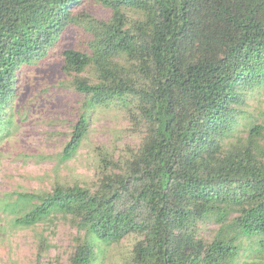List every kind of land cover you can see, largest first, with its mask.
<instances>
[{"label": "trees", "instance_id": "16d2710c", "mask_svg": "<svg viewBox=\"0 0 264 264\" xmlns=\"http://www.w3.org/2000/svg\"><path fill=\"white\" fill-rule=\"evenodd\" d=\"M101 1L111 19L88 23L92 53L66 49L64 69H98L95 84L74 80L90 105L140 95L148 104L143 114L150 135L127 172L106 177L104 192L61 186L50 193L21 192L29 209L14 222L28 226L53 211L72 213L89 238L107 243L140 231L145 238L135 247L133 264H235L242 241L251 237L264 250V159L249 146L226 153L221 146L249 92L264 86V0ZM79 2L0 0V129L16 72L43 55L73 21L71 8ZM124 7L149 9L150 34L137 36L125 26ZM121 54L139 61L146 87L129 84L115 60ZM86 130L81 115L62 159L75 153ZM261 131L254 125L248 137ZM209 218L221 225L205 244L190 228ZM94 258L85 241L70 264H93Z\"/></svg>", "mask_w": 264, "mask_h": 264}, {"label": "rangeland", "instance_id": "374dc122", "mask_svg": "<svg viewBox=\"0 0 264 264\" xmlns=\"http://www.w3.org/2000/svg\"><path fill=\"white\" fill-rule=\"evenodd\" d=\"M71 10L73 21L58 32L43 55L16 72L15 94L0 129V264H70L76 248L85 241L94 250L93 264H133L135 247L145 238L140 231H130L117 242L91 239L77 216L60 211L28 226L14 222L29 209L20 200L21 192L50 193L57 186L104 192L106 177L127 172L150 135L143 114L148 104L140 95L126 94L90 105V96L75 89L78 76L95 84L100 73L93 64L80 73L65 70L63 52L75 49L90 55L88 23L107 22L112 12L101 0H80ZM121 11L125 26L134 34H150L149 9L124 7ZM115 60L128 73L130 85L146 87L148 80L138 71V60L127 54ZM81 115L87 118L86 133L75 153L62 159ZM254 125L262 131L250 139L248 132ZM221 146L224 153L249 146L264 159V86L249 92L232 133ZM129 199L124 196V201ZM220 225L212 218L199 219L190 230L208 244ZM234 260L235 264H264L257 237L245 238Z\"/></svg>", "mask_w": 264, "mask_h": 264}]
</instances>
